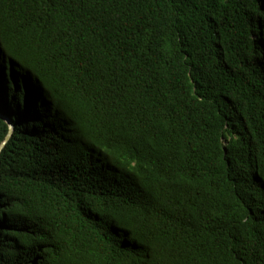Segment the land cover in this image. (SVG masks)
<instances>
[{"label": "trees", "instance_id": "16d2710c", "mask_svg": "<svg viewBox=\"0 0 264 264\" xmlns=\"http://www.w3.org/2000/svg\"><path fill=\"white\" fill-rule=\"evenodd\" d=\"M0 264H264V0H0Z\"/></svg>", "mask_w": 264, "mask_h": 264}, {"label": "water", "instance_id": "95a60500", "mask_svg": "<svg viewBox=\"0 0 264 264\" xmlns=\"http://www.w3.org/2000/svg\"><path fill=\"white\" fill-rule=\"evenodd\" d=\"M0 117L1 118H3V119H5L7 122H8V124H9V133H8V135H7V137L5 138V141L9 138V136H10V134H11V132H12V130H13V128H12V124H11V122H10V120H8V119H6L5 117H3V115L2 114H0ZM5 141L2 143V145L0 146V149H1V147L3 146V144L5 143Z\"/></svg>", "mask_w": 264, "mask_h": 264}]
</instances>
